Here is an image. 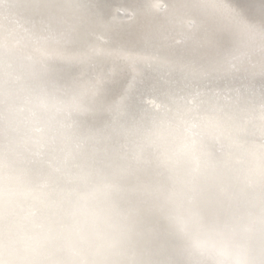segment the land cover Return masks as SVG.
Listing matches in <instances>:
<instances>
[{
    "label": "water",
    "instance_id": "95a60500",
    "mask_svg": "<svg viewBox=\"0 0 264 264\" xmlns=\"http://www.w3.org/2000/svg\"><path fill=\"white\" fill-rule=\"evenodd\" d=\"M252 1L258 2V9L264 11V0ZM113 3L120 5L119 0ZM116 7L121 15V5ZM158 7L162 10L165 5L160 3ZM188 24L193 25V21ZM92 37L97 47L83 45V49L79 46L81 50H76L77 53L87 50L91 63L87 70L98 67L96 59L101 52L98 46L106 42L103 33ZM13 58L4 61L19 63L15 68L22 75L0 73V105L5 106L6 111L9 109L11 116L14 112L21 114L25 123L28 118H37V122L30 131L14 137L13 146H19L23 156L18 158L17 154V162L9 160L13 165L11 169L7 167V158L2 156L5 163L0 164V176L9 173L11 182L0 191V235H13L22 251L29 250L27 254L38 256L63 234L67 237L72 234L76 248L82 244L85 249L88 245L83 236L96 231L98 234L93 237L108 232L104 247L107 253H111L113 243L108 239L116 235L114 240L127 250L136 249L137 257L140 248L147 252V243L154 237L162 235L167 238V244H175V231L187 241L185 246L178 245L175 249L189 251V254L202 247V243L207 244H203L204 247L219 249L228 235L217 231L225 226L232 238L241 235V227L244 235H249L252 229H263L262 238L264 72H257L258 77H255L253 72L246 70L227 73L211 70L193 76L178 74L156 63L150 67L147 63L144 79H155V86L142 84L144 80L123 81L119 87H124L120 97L122 101L128 99L127 102L118 104L115 100L110 107L78 114L75 108L60 106L64 104L62 100L75 94L61 79L66 75L69 62L46 61L49 69L58 70V78L48 71L54 81L42 67H38V74L32 70L38 78L29 77L32 87L29 86L28 93L50 97V100L48 108L40 103L37 108L30 109V102L10 93L14 87L16 92L20 90L18 85L26 76L23 73L26 68L19 59ZM5 82L8 83L5 85ZM55 85L59 88L58 97L54 98L57 103L51 99ZM255 95L263 96L261 103L258 99L251 101ZM14 98L20 106L10 108L7 100ZM106 104L108 102L103 105ZM0 117L3 118V114ZM79 117L87 121L81 129ZM44 129L49 131L46 137L42 135ZM59 130L79 132L51 136ZM123 166L120 181L135 180L138 168L153 174L151 181L166 182L168 186L164 190L170 208L177 211L173 205L181 207V214L178 213L181 219L171 216L168 220L166 215L164 219L155 218V210L150 205L154 193L150 197L141 196V201L134 203L129 199H136L137 189H127L126 185L119 189L113 183L104 182L111 171ZM30 177L35 180L30 182ZM129 190L132 191L124 193ZM191 205L196 206V210L205 206L218 207L210 221L206 218V230H214L209 234L204 232L202 238L190 239L185 231L187 226L197 227H191L192 214L197 212ZM141 218L145 221H139ZM191 233L195 235L194 231ZM161 244L162 240L159 246ZM242 244L251 246L250 237H244ZM66 249L65 246L62 251ZM72 254L78 255L76 251ZM173 254L171 252L168 259L176 257ZM2 260L0 253V264ZM128 260L133 263L132 256ZM57 262H67L66 257L63 259L61 254Z\"/></svg>",
    "mask_w": 264,
    "mask_h": 264
},
{
    "label": "bare ground",
    "instance_id": "6f19581e",
    "mask_svg": "<svg viewBox=\"0 0 264 264\" xmlns=\"http://www.w3.org/2000/svg\"><path fill=\"white\" fill-rule=\"evenodd\" d=\"M113 1L118 3V0H0V73L6 76L21 74L15 68L19 67V63L5 62L6 58L14 60L15 57L26 68V72H23L26 75L25 80L22 78L18 85L22 93L20 90L16 92V87L11 89L10 93L15 97L19 95L18 99L30 102V109L37 108L39 106L37 104L40 103L47 107L50 97L30 94L28 91L31 89L29 86L32 87L29 77L38 78L34 75L38 74L36 73L39 71L38 67L46 70L49 75L46 74L53 81L50 72L58 78L56 73L58 70L53 71L48 67L46 61L50 59L70 63L66 70L68 73L61 76V79L72 90L71 93L75 94L62 100L65 105L60 106L66 109L75 108L78 114L90 113L103 106L110 107L115 100L118 104L127 102L128 99L122 101L123 97H120L124 87L122 89L119 87L123 81L127 83L133 79L144 80L146 82L142 84L155 86L157 83L155 79L151 81L144 79L147 74H144L143 70L147 63L150 67L156 63L178 71V74L193 76L211 70H219L220 73L236 69L246 70L253 72L255 77H258L257 72H264V11L258 9V2L119 0L122 11L119 15L116 6L120 5H115ZM160 3L165 5L162 10L158 7ZM189 21H193V25L190 26ZM102 33L106 36V42L98 46L101 49L100 58L96 59L98 67L95 70H87L91 64L87 50L79 53L76 50L83 49V45H88V48L97 47L92 36ZM3 45L5 47H2ZM58 89L57 85L53 87L51 99L54 103H57L54 98L58 97ZM256 95L251 101L258 99L261 103L263 96ZM16 99L7 100L10 108L20 106ZM106 102L108 104L103 105ZM23 105L27 109L24 103ZM4 107L0 105V114H3V118L0 117V164L5 163L3 158L5 157L9 163L7 167L11 169L13 165L9 160L17 162L16 155L19 154L18 158L23 156L20 154V147L13 146L14 137L21 136L26 130L30 131L37 118H28L25 123L21 120V114L14 112L11 116L9 109L6 111ZM39 115L43 116V112ZM79 118L77 121L81 129L87 121L84 117ZM41 123L45 125L44 121ZM120 123L121 120L118 124ZM78 132L59 130L52 132L51 136ZM42 135L46 137L49 131L44 129ZM33 137L36 138L37 135ZM124 167L111 171L104 182L113 183L117 188L126 185L127 189H137L136 199H129L134 203H139L141 196L150 197L151 193H154L150 205L155 210V218L164 219L163 215H166L168 220H171V216H174V219H181L182 215L179 212L181 207L173 205L178 208L177 211L170 208L164 190L168 186L166 182L157 179L151 181L153 174L138 168L135 180L120 181ZM106 170L107 168L104 172ZM1 174L0 191L11 182L9 173ZM34 180L30 177V182ZM123 199L126 201L125 196ZM191 208L197 212L192 214L193 224L190 226L197 227L191 229L187 226L185 231L190 239L194 236L202 238L204 232L209 234L208 232L214 230V228L206 230V218L210 221L217 213L218 207L205 206L196 210V206L191 205ZM234 220L238 222L236 215ZM139 221L145 220L141 218ZM188 221L190 222L189 219ZM241 229V235L232 238L231 232L225 226L217 231L222 235H228L223 239L224 244H221L219 249L216 250L213 246L204 247L203 244L206 243H202V247L190 254L189 251L179 252L175 249L178 245L185 246L184 243H187L186 238L177 231L173 241L175 244L172 242L167 244L165 236L154 237L147 243V252L139 249L138 257L136 249L130 247L127 250L126 246L116 242L114 240L116 235L108 239H112L113 243L110 245L111 253H107L104 247L108 232L93 237L98 234L97 231L93 235L83 236L84 242L88 245L85 249H82V244L76 248L72 234L68 237L63 234L64 236L57 239L52 247L45 249L44 253L41 252L42 255L34 257L27 254L29 250L24 252L20 249L19 242L13 235L2 234L0 253L3 264H57L61 254L63 259L66 257L67 262L59 264H131L129 256L133 257L132 264H264V234L261 238L263 229L261 231L252 229L249 235H244V228ZM193 231L195 235L191 233ZM247 236L252 243L249 247L242 244L243 238ZM161 240L162 244L159 246ZM65 246L67 249L62 251ZM69 249L72 253L76 251L78 255L75 257ZM170 251L174 252L176 257L168 259L171 256ZM187 253L188 256L185 257ZM178 257L181 259L176 260Z\"/></svg>",
    "mask_w": 264,
    "mask_h": 264
}]
</instances>
